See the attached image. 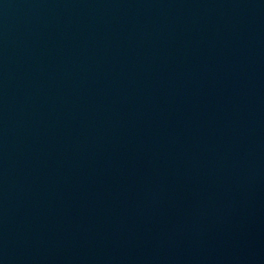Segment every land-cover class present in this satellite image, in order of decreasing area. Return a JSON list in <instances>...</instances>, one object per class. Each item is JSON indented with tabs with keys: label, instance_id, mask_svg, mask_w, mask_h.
I'll use <instances>...</instances> for the list:
<instances>
[{
	"label": "water",
	"instance_id": "1",
	"mask_svg": "<svg viewBox=\"0 0 264 264\" xmlns=\"http://www.w3.org/2000/svg\"><path fill=\"white\" fill-rule=\"evenodd\" d=\"M0 264H264V0H0Z\"/></svg>",
	"mask_w": 264,
	"mask_h": 264
}]
</instances>
